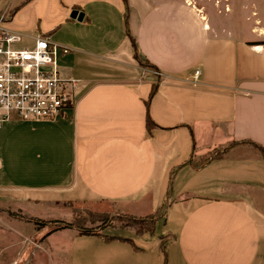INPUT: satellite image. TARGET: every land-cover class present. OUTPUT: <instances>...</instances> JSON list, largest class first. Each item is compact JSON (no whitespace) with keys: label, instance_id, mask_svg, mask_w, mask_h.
<instances>
[{"label":"crops","instance_id":"0c3cea01","mask_svg":"<svg viewBox=\"0 0 264 264\" xmlns=\"http://www.w3.org/2000/svg\"><path fill=\"white\" fill-rule=\"evenodd\" d=\"M11 11L16 48L39 34L69 47L59 69L81 86L60 116L0 128V192L145 217L178 166L153 234L49 231L52 264H264V155L252 144L264 148L263 44L219 27L230 11L197 0H0V14ZM75 206L62 211L72 222ZM60 232L67 241H51Z\"/></svg>","mask_w":264,"mask_h":264},{"label":"rangeland","instance_id":"374dc122","mask_svg":"<svg viewBox=\"0 0 264 264\" xmlns=\"http://www.w3.org/2000/svg\"><path fill=\"white\" fill-rule=\"evenodd\" d=\"M158 1V0H155ZM198 4L206 6L212 5L216 7V12L219 10V15H225V11L230 13L229 20H218L219 27H235L239 33H252L250 38L255 43L263 44L264 46V0H231V8L228 7L229 0H197ZM227 12V13H228ZM263 47L262 45H260ZM149 66V65H147ZM149 68L157 77L159 71ZM205 160V159H204ZM76 207L77 223L82 224L84 217L88 215V208L79 207L80 203H70L60 206H51V204L38 203L37 201H28L25 196L13 191L0 192V264H52L51 252L47 245L42 244L46 241L47 233L60 226L59 221L72 222V216L65 212V209L72 210L71 207ZM98 213L99 211H94ZM107 213L108 227L115 229H134L135 224L128 226L131 221L120 217L124 215L119 211L112 210L100 211ZM111 216V218H110ZM61 218V219H56ZM106 218V217H104ZM103 218V219H104ZM102 219V220H103ZM36 221H41L37 223ZM43 221V223H42ZM58 221V222H56ZM87 223V222H86ZM104 224V222H103ZM102 222L88 223L89 227L103 225ZM44 227V232H38ZM107 227V228H108ZM60 230V229H59ZM105 230V229H103ZM102 230V231H103ZM70 232H60L51 236V241L66 242ZM103 233V232H102ZM105 233V232H104ZM37 251L44 254L36 253ZM16 258V259H15Z\"/></svg>","mask_w":264,"mask_h":264},{"label":"built area","instance_id":"2783aa9c","mask_svg":"<svg viewBox=\"0 0 264 264\" xmlns=\"http://www.w3.org/2000/svg\"><path fill=\"white\" fill-rule=\"evenodd\" d=\"M9 14H0V128L13 120L52 119L74 105L81 82L65 78L59 56L71 49L39 34L32 48H16L21 33L4 26ZM199 71L195 72V79Z\"/></svg>","mask_w":264,"mask_h":264},{"label":"trees","instance_id":"16d2710c","mask_svg":"<svg viewBox=\"0 0 264 264\" xmlns=\"http://www.w3.org/2000/svg\"><path fill=\"white\" fill-rule=\"evenodd\" d=\"M128 4H126V10H127V15H128ZM14 11H11L9 13V18L12 17ZM130 38L133 42V45L135 47V58L139 61V63L143 66V67H149L151 66L152 68L157 69V67L155 65H153L152 63H150L148 60H143L138 52H137V45H136V42H135V39L130 35ZM149 65V66H147ZM158 86H159V81L155 82L153 85H152V88H151V92L149 94V98L147 100V107L149 109V105H150V102L151 100L153 99V97L155 96L156 92H157V89H158ZM155 123L153 122V120L150 118V115L148 113V120H147V127L148 129L150 130V128H152V126H154ZM254 144L256 147H258L260 149V151L262 152V154L264 155V148L256 143H252ZM178 169V166L177 167H174L171 172H170V180H169V191H168V195H167V199L166 201L164 202V204L162 206H160L158 208V210L154 213V214H151V215H148V216H145V217H136V216H133V215H129V214H125V213H122L124 215H120V217L122 218H125L129 221H131V223H127L128 226H132V225H136L138 226L136 228V234L140 235V234H144V233H154V230H155V225H156V222L158 219H160L161 217H164L167 213V209H168V200H169V197H170V193H171V189H172V184H173V178H174V174L175 172L177 171ZM106 217V218H104ZM104 218V219H103ZM111 218V216H110ZM103 219V220H102ZM92 220L95 221L96 223L97 222H104L103 225H98L97 228L96 227H89L87 224L90 222L92 223ZM77 218L73 221V222H65V221H59L60 223V226H57L56 228L50 230V232H55L59 229H64V228H77L79 230V233L81 235H99V236H104V238L106 239H109V240H113V239H116V238H119L117 236H109V235H105L102 233V230L107 228L109 225H108V221H107V213L106 212H94V211H89L88 215H86L84 217V220H83V223L82 224H78L77 222ZM37 223L41 222V221H36ZM58 222V221H56ZM87 222V223H86ZM43 223V221H42ZM124 240H127V241H131L130 239H124ZM162 247L165 251V239L162 238Z\"/></svg>","mask_w":264,"mask_h":264},{"label":"water","instance_id":"95a60500","mask_svg":"<svg viewBox=\"0 0 264 264\" xmlns=\"http://www.w3.org/2000/svg\"><path fill=\"white\" fill-rule=\"evenodd\" d=\"M75 14H78V11L77 10L73 12V16H75ZM15 264H21V263H15Z\"/></svg>","mask_w":264,"mask_h":264}]
</instances>
